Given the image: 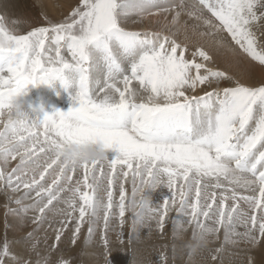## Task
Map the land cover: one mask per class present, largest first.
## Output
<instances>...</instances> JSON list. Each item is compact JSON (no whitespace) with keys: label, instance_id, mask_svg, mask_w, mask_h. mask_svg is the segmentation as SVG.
Returning <instances> with one entry per match:
<instances>
[{"label":"snow or ice","instance_id":"6c2138e0","mask_svg":"<svg viewBox=\"0 0 264 264\" xmlns=\"http://www.w3.org/2000/svg\"><path fill=\"white\" fill-rule=\"evenodd\" d=\"M62 6L66 15L42 14L23 34L0 15V192L18 206L6 204L5 215L31 212L37 229L54 234L43 253L32 233L24 253L0 240V264H73L60 245H76L85 224L87 242L112 264L109 234L118 219L115 239L125 242L128 183L136 209L128 241L153 223L163 232L175 209L173 235L192 230L189 260L199 248L202 264H223L232 247L244 256L239 264H257L249 252L264 241V0ZM161 14L171 17L168 34L132 27ZM182 19L185 29L230 43L251 70L242 79L213 67L205 46L179 42ZM41 85L67 94V110L33 100ZM88 147L103 157L86 158L80 150ZM161 185L171 195L153 205L145 193Z\"/></svg>","mask_w":264,"mask_h":264},{"label":"rangeland","instance_id":"374dc122","mask_svg":"<svg viewBox=\"0 0 264 264\" xmlns=\"http://www.w3.org/2000/svg\"><path fill=\"white\" fill-rule=\"evenodd\" d=\"M2 1L7 2L8 0H0V15L5 16L9 21L17 22L21 34L26 33L27 31H30L31 28H33V27L40 26L43 23V15H47L49 18H51L53 20H58L62 17V15H66L67 11H68L67 9L62 8V10L56 11V13H52V14L48 13V12L46 13L45 10H43L42 7L39 6L34 0H19L17 3V6L6 4V2L4 4ZM56 1H58V0H56ZM55 5H58V4H55ZM153 19L155 21L154 23L152 22ZM160 20H162V21H160ZM144 22L149 24V25L153 24L152 26H158V28H160V30L158 29L157 31L165 32L166 34H168L167 31H165V30L162 31L161 29H163L165 26H166L165 28H168V29L172 27L171 24H169V23L167 24L166 19L163 20L162 15H160L159 17L158 16L145 17ZM157 22H159V23H157ZM181 23L178 26L179 28H181V30L179 29L178 33L183 31V29H184V23H182V25H181ZM159 24L161 26H163V25L164 26L161 28V26H159ZM168 25L170 27H168ZM180 26H182V27H180ZM143 31H146V30H143ZM151 31H153V30H151ZM173 31H175V30L173 29ZM189 38L190 37H181V39H183V40H188ZM219 48H224L225 50H223V51L224 52L226 51L228 53H231L233 51L231 49L230 44H227V45L224 44L222 46L219 45ZM236 55H238V57L242 58V54L239 53L238 51H236ZM244 60H246V63H250L249 61H247L246 58H244ZM213 67H216V66H213ZM31 95H32L33 100H36V101H39L40 99L47 100L48 104H49V108H51L52 106H55V107L61 108L62 110H67V108L71 105L70 97L67 94H63L61 96H56V94L46 85H41V86L33 88L31 91ZM129 184H126V188L129 187L126 189V192H128L126 194L129 195V197H127L126 200H130V198H132V186H131V184L129 186ZM162 188L163 187L160 186L159 189H161V190H159L157 188V191L152 190V189H149L146 191L145 195L150 199V201L152 202L153 205H158V204L162 203L160 200H164V199L168 198V196L170 197L171 193L168 190H167V192L163 191ZM153 191H154V195L152 193ZM155 191H156V193H155ZM158 193H159V195H158ZM165 193L167 196L165 195ZM151 194H152V196H151ZM162 194H164V195H162ZM9 195L14 196L15 194H12L9 192ZM154 196H156V197L158 196V198H156ZM163 196H164V198L162 199ZM114 199L116 201L119 200L118 192L116 193ZM137 199H139V196H137ZM156 199H158V200H156ZM24 203L30 204L31 201L26 200V201H24ZM6 204L8 205V207H10L12 209L18 208V206L14 202L9 203V201L6 199L5 194L3 192H0V240H2L4 238H7V240H8V236H7V234H8L7 230L8 229L9 230L13 229L15 234L17 231L29 230V233H32L33 237L35 235H37L40 231H45L46 233L51 231L46 225L42 228L37 229V226L31 222V216H32L31 212L27 213L26 216L23 214H10V215L6 216L5 215V212H6L5 205ZM132 216H133V213L131 211L126 212L125 223L123 224V231L125 234V242L123 243V245H120L119 243H117L116 239H115V232L119 231V228H120L118 219L112 225V228L114 231L110 232V234H109V238L111 241L110 253H111L112 264H156V263L161 264V255L162 254L167 255V251H163L161 249L156 248L155 245L150 242L151 241L150 239L147 240L145 245L141 247L140 257L137 256L138 254L135 253L136 251L132 252L134 249L129 250V248H127V243H128L127 237L131 233L132 228H133ZM169 217L172 219L177 218V213L175 212V209L170 211ZM14 218L16 219V223H15V225L11 226L8 222V219H14ZM102 223L103 222L101 221V225H102ZM7 226L9 228H7ZM86 226L87 225L85 224L84 228L82 229L83 232H85V230L87 231ZM155 228H156V226H155ZM144 230H146V229H142V231H144ZM82 231H81V233L83 234V238H82V240L79 239L78 240L79 243H77L79 246L77 244L74 246L69 245V242H68V246H67L68 251L65 252V254L71 257L73 264H87L86 262H89L91 264H104L103 250L99 247L98 243H95V242L88 243V245H85L84 241L85 240L87 241L88 234L86 232L84 234ZM142 231H141V234H142ZM160 233H162V232H160ZM190 235H191V233H190ZM190 235L188 233L189 238H191ZM53 236L54 235L51 234V237H53ZM112 237H113V239H112ZM132 241L134 242V244H137V241L139 242L140 240L139 239H133V240H131V242L129 241L128 245L130 243L132 244ZM190 241H191V239H190ZM11 244L14 245L13 243H11ZM115 244H116V246H114ZM135 246H138V245H135ZM39 247H41V246H39ZM94 247H99L100 248L99 252H95ZM148 248H150V250H148ZM181 248H182L181 250L185 251V253L184 252L182 253L180 250V253H182V254L178 255V257L182 256L183 258L182 257H180V259L178 258L179 259L178 261H177V259L171 260V257H169L167 255L168 256V264H189V263L200 264L202 262L201 261L199 263V261L193 260V259L189 260V257H187V255L189 256V254H188L189 250L187 248H184V247H181ZM183 248H184V250H183ZM156 251H157V253L160 254L159 257H157ZM132 253H133V255H132ZM134 253L137 255L134 256ZM192 253H195V255H196L197 251L192 252ZM84 254L87 255V259H86V262L83 263L82 256L84 258ZM232 256L233 255L230 254V257H232ZM148 257H151V258H149L150 261H149ZM193 257H195L194 254H192V258ZM211 262H213V261H211ZM211 262H210V264H212ZM208 264H209V262H208ZM213 264H218V262L217 263L215 262Z\"/></svg>","mask_w":264,"mask_h":264},{"label":"bare ground","instance_id":"6f19581e","mask_svg":"<svg viewBox=\"0 0 264 264\" xmlns=\"http://www.w3.org/2000/svg\"><path fill=\"white\" fill-rule=\"evenodd\" d=\"M18 1L19 0H8L7 2L6 1H4V2L2 1V2L4 4L6 2V4L17 6ZM34 1L39 6H41L42 9L45 10L46 13L48 12V13L52 14V13H56V11L62 10V8L67 9L66 6H62V4L63 5L67 4V0H58V1H56V0L55 1L54 0H34ZM55 4H58V5H55ZM161 15L163 17V20H165L164 19L165 16L163 14H161ZM159 16L160 15H158V17ZM153 17H155V16H153ZM170 18L171 17L169 16L168 19H166L167 24L169 23ZM160 21H162V20H160ZM152 22L153 23L155 22L154 19L152 20ZM181 22L184 23L183 19L181 20ZM157 23H159V22H157ZM182 23H181V25H182ZM152 25L151 24L149 25V24L143 22L141 25L140 24L139 25H134L132 27H134V28H136V29H138L140 31H143V30H146V31H148V30L157 31L158 29L160 30V28H158V26H152ZM159 26H161V25L159 24ZM163 26H161V28ZM165 27L163 29H161V30L162 31L163 30L167 31L168 28H165ZM168 27H170V26L168 25ZM180 27H182V26H180ZM179 29L181 30V28H179ZM181 37H190V38L188 40H183V39H181ZM175 38L179 42L187 43L190 48L192 46L196 45V44H200V45L205 46L210 51L211 55L214 58L215 64L213 66H216V68H219L220 70H227L228 72H231L234 75H236L237 77H240L242 79L244 78L245 73L251 70L250 69V63H246V60H244L243 57L242 58L238 57V55H236V51L235 52L232 51L231 53H228L226 51L224 52L223 50H225V49L224 48H219V44H217L216 39H213L211 37H201L197 33H194L193 30L191 29V27H189L186 30L184 28L183 31H181L180 33H177ZM228 44H230V43H228ZM255 72H256V78L258 79L261 70L257 68V69H255ZM245 82H255V81H245ZM129 186H130V184H129ZM161 186L163 187L162 190L167 192L168 189L166 187H164L163 185H161ZM127 188H129V187H127ZM155 190L157 191V189H155ZM159 190H161V189H159ZM156 191H155V193H156ZM126 193H128V192H126ZM152 193L154 195V191ZM158 195H159V193H158ZM162 195H164V194H162ZM165 195H166V193H165ZM151 196H152V194H151ZM127 197H129V195L126 194V198ZM154 197H156V196H154ZM156 198H158V196ZM163 198H164V196L162 197V199ZM156 200H158V199H156ZM160 201L163 202V200H160ZM126 202H127V200H126ZM171 220H172V218L169 217V219L167 220L166 225H165L166 229H164V231L162 233H160L161 231H159L157 228H155V224L153 223L151 231H149V229H146V230L142 231V234L140 235V238H139L140 241L139 242L137 241V244H134V242L132 241V244L130 243L129 245H128V243H129V241H128L127 248H129V250H133L134 249L132 252L136 251L135 253L138 254L137 255V254L134 253V256L137 255L138 257H140V255H141V247L144 246L145 243L147 242V240L150 239L151 240L150 242L153 243L156 248L161 249L163 251H167V255L169 257H171V260H173V259L176 260L177 259V261H178L180 259V257H182V256L178 257V255H181L183 252L185 253V251L181 250L182 249L181 247H184L187 243L191 242L190 241L191 238H189L188 233L190 235L192 230H191V228H189L190 230L188 229L187 232L183 233L179 237H176V236L173 235V225H172ZM8 222H9V224L11 226L15 225L16 219L15 218L14 219H8ZM7 228H9V227L7 226ZM86 228H87V226H86ZM240 230H242V229H238V231H240ZM85 232L88 234V232L86 230H85ZM85 232H83V233L85 234ZM7 233H8L7 234L8 241L10 243L14 244V245H12L13 246V250L15 252L24 253L26 248L29 246V242H30L29 241V236H28L29 230L17 231L16 234H15L13 229H11V230L8 229ZM51 234H53L52 231L47 232V233L45 231H40L37 235L34 236V240L35 241H39L38 245L41 246V247H39V246L38 247H39V250L42 253L46 251V244H51L53 242L54 236L51 237ZM46 235H47V240L45 239ZM82 238H83V234L81 233L79 239L82 240ZM112 239H113V237H112ZM221 239H222V235H221ZM84 242H85V245H88V242L86 240ZM219 243H220V241H214V242L212 241V243L209 246L214 247V246L218 245ZM135 245H138V246H135ZM67 246H68V240L65 239L63 241V243L60 245V248L61 249H67ZM114 246H116V244ZM173 246H175V248H176V256H175V258L173 257ZM240 247L244 248L245 246L241 245ZM184 248H186V247H184ZM184 248H183V250H184ZM99 250H100L99 247H94V251L95 252H99ZM148 250H150V248H148ZM180 250H181L182 253H180ZM67 251H68V249H67ZM196 251H197L196 255H195V253H192V254H194L195 257H193L191 259L197 260L200 263L202 261L201 260L202 254L203 255H207V253H202L201 249H199V248H197ZM196 251H194V252H196ZM235 251H236L235 248L229 247L228 252L224 254L223 264H239V261H242L244 259L243 255H240L239 257H235V256L230 257V254L232 255V253L235 252ZM156 254H157V257H159L160 254L157 253V251H156ZM249 254L253 255L255 257V259L257 261V264H261V261L264 260V241H261V244L258 247L251 249ZM132 255H133V253H132ZM187 257H189V256L187 255ZM53 258H55V254H54ZM149 258H151V257H148V259ZM86 259H87V255L84 254V258L82 256L83 263L86 262ZM149 261H150V259H149ZM208 262L210 264L211 260H208ZM208 262H207V264H208ZM217 262H218V264H220L219 260L216 261V263ZM86 263L87 264H91L89 262H86ZM211 263L213 264L215 262H211ZM189 264H191V263H189ZM200 264H202V262Z\"/></svg>","mask_w":264,"mask_h":264},{"label":"clouds","instance_id":"9594fccd","mask_svg":"<svg viewBox=\"0 0 264 264\" xmlns=\"http://www.w3.org/2000/svg\"><path fill=\"white\" fill-rule=\"evenodd\" d=\"M80 151H82L84 153V156L88 159H91L93 157L96 158H102L103 157V153L97 152L95 149H93L92 147H88L85 149H81ZM79 162V161H78ZM132 199V198H131ZM130 199V203H129V210L130 211H135V207L133 206V203L131 202Z\"/></svg>","mask_w":264,"mask_h":264}]
</instances>
